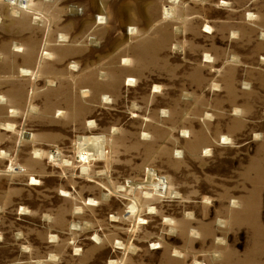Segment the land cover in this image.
I'll return each instance as SVG.
<instances>
[{
	"label": "rangeland",
	"instance_id": "1",
	"mask_svg": "<svg viewBox=\"0 0 264 264\" xmlns=\"http://www.w3.org/2000/svg\"><path fill=\"white\" fill-rule=\"evenodd\" d=\"M0 100V264H264V0H0Z\"/></svg>",
	"mask_w": 264,
	"mask_h": 264
},
{
	"label": "bare ground",
	"instance_id": "2",
	"mask_svg": "<svg viewBox=\"0 0 264 264\" xmlns=\"http://www.w3.org/2000/svg\"><path fill=\"white\" fill-rule=\"evenodd\" d=\"M126 59V58H125ZM74 64V63H73ZM72 66V65H71ZM2 100V99H1ZM0 100V101H1ZM3 102V101H2ZM32 107V106H31ZM33 110V109H32ZM35 110V109H34ZM17 111V110H16ZM11 113L12 114H14L15 113V109L13 110V111H11ZM6 126V125H5ZM187 131V130H186ZM189 131V130H188ZM207 151V150H206ZM81 155H82V153H80ZM87 155V157L89 156V154H86ZM160 181V180H159ZM162 182V181H161ZM156 184V183H155ZM165 184V183H164ZM158 186V185H157ZM159 187H160V185H159ZM164 187V186H163ZM161 188V187H160ZM165 188V187H164Z\"/></svg>",
	"mask_w": 264,
	"mask_h": 264
}]
</instances>
